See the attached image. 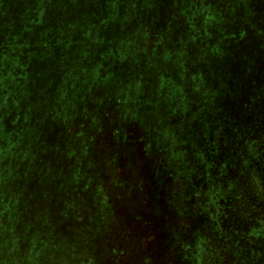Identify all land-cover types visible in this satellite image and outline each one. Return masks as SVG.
<instances>
[{
  "label": "rangeland",
  "instance_id": "1",
  "mask_svg": "<svg viewBox=\"0 0 264 264\" xmlns=\"http://www.w3.org/2000/svg\"><path fill=\"white\" fill-rule=\"evenodd\" d=\"M191 3L168 0L165 11L151 0H62L79 9L37 14L34 26V15L9 22L0 10V192L15 193L7 205L16 209L0 208V264H264V174L244 186L246 174H226L227 159L213 169L218 146L204 139L212 127L175 125L197 112L191 88L163 85L157 70L150 84L138 76L159 55L172 69L165 75L183 67L194 83V73L212 71L213 62H196L210 51L196 35L215 34L213 13ZM263 3L253 0V19L239 9L236 29L246 63L261 70ZM145 19L152 27L142 34L136 25ZM232 20L218 23L216 37ZM38 30L42 51L18 48ZM160 89L177 95L172 118ZM28 223L47 235L29 250L20 245Z\"/></svg>",
  "mask_w": 264,
  "mask_h": 264
},
{
  "label": "trees",
  "instance_id": "2",
  "mask_svg": "<svg viewBox=\"0 0 264 264\" xmlns=\"http://www.w3.org/2000/svg\"><path fill=\"white\" fill-rule=\"evenodd\" d=\"M151 1H153L155 5H158V7L162 6L165 8V11L169 10V4H167L168 0ZM191 2V6L195 8V11L198 7L207 5V10L213 13L210 15L213 20L209 21L207 24L215 31V34L208 35L209 40L205 34L199 33L196 35V37L202 40V51L210 49L209 54L207 53L201 58L196 59V62L202 65H208L210 61L213 62L214 67L212 71L207 73L204 77L201 76L200 72L198 74L194 73V77L191 76L195 79L194 83L189 77L188 70L183 67H181L178 72L176 71L174 77L170 74L165 75L167 70L172 71V69L170 66H167V64L158 61L159 55L155 57V60L151 63H148V61L144 62L142 65L143 68L141 69L142 73H139L138 76L143 83L150 84L153 82V79L150 77L149 73L153 71V73L157 75L154 72L157 70L163 73L161 74L163 85L173 87L174 89L178 87L179 90L183 86L188 89L191 88L193 91L192 99L197 112L196 114L192 113L190 117L184 119L180 116H176L174 120L176 123L175 125H181L183 130L187 128L191 133L194 131V128L201 132L206 125L212 127L210 128V134L204 138L211 147H213L212 145L218 146L217 152L219 155L211 159L214 165L212 168L214 169L222 159H227V163L223 161L225 164H228L225 167L226 174H246L245 179L243 177V185L248 186L247 183L249 182L246 180L247 178L255 183L252 174H255V179H257L256 174H264V87H261V89L258 88L259 84H264V69L261 70L253 63H246L248 57L238 46L236 29L237 25L240 26L245 18L239 17V9L242 10L245 15L248 13L249 17H252V19L253 15L255 16L253 0H202L200 5H198L200 0H191ZM61 3L62 0H0V10L2 19L6 17L9 19V22H14L13 18L18 19L19 17L34 15V26L37 14L42 13L43 17L47 18L49 16L48 12L52 13L53 9L55 13L56 11L68 13L70 10L76 12V10L79 9V7H73L71 4H68L67 9H65L66 5L59 6ZM178 12L184 14L185 20L187 21L189 16L186 13V8H180ZM227 16H232L233 20L225 27L224 31H226V33L224 32V37H216V32L220 30V24L218 23L222 20L225 23ZM248 21L250 23L252 22V20ZM147 22L146 19L141 20L140 24L136 25L138 26L137 31L142 34L146 31L148 32L152 25L150 22ZM250 29L252 31L250 32L251 35L258 32L256 30L253 31L251 25ZM152 30L154 32V37L156 35H161L164 31L162 27L159 29L153 28ZM44 36L45 34L41 30L31 32L28 35L25 34L23 37H19L18 48H29L31 44H35L37 50L42 51V47L47 43ZM30 39L32 42L27 43ZM114 40H116L117 46L123 42L117 37H114L112 41L115 42ZM154 50L159 51L158 47H155ZM221 51H227V54L223 56ZM222 57H225L227 64L221 59ZM130 62L131 59L127 60L125 63L128 65ZM160 65H162V67ZM173 69L175 68L173 67ZM258 72H260L259 75ZM165 76L168 78L166 79ZM155 96L159 102L160 99L164 102L161 103V106L163 108V114L167 115L165 117H174L176 113L172 111L174 108L176 109L178 107V101L175 98L177 95L171 96L165 90L160 89L158 93H155ZM214 101L218 102V104L220 103V105L216 107L213 105ZM172 105H174V107L171 110L169 107ZM196 123L200 125L198 126ZM200 135L203 136L204 132ZM23 149L22 147L18 148V155L15 159L23 155ZM262 183L263 180L261 179V185ZM259 194L261 203L259 206L260 215L258 224L261 226V233H264V191H259ZM29 195L30 193H27V196ZM14 196L15 193H10V191L9 193L2 190L0 192V197H2V200H0V208L4 206L7 210V214L9 208L13 213L16 212L14 206L7 205L9 203L7 200L9 198L14 200ZM2 219L4 220L5 218L0 215V222ZM23 235L24 237L20 245L28 250L34 238L41 241L47 238L45 225L39 226L30 224V226H26ZM11 237L10 235L9 238Z\"/></svg>",
  "mask_w": 264,
  "mask_h": 264
}]
</instances>
